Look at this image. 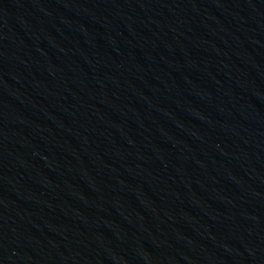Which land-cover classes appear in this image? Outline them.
<instances>
[{
	"label": "water",
	"instance_id": "water-1",
	"mask_svg": "<svg viewBox=\"0 0 264 264\" xmlns=\"http://www.w3.org/2000/svg\"><path fill=\"white\" fill-rule=\"evenodd\" d=\"M0 264H264V0H0Z\"/></svg>",
	"mask_w": 264,
	"mask_h": 264
}]
</instances>
